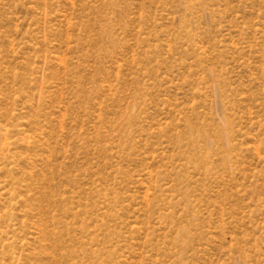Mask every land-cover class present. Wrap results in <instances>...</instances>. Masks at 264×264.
<instances>
[{
  "label": "rangeland",
  "instance_id": "1",
  "mask_svg": "<svg viewBox=\"0 0 264 264\" xmlns=\"http://www.w3.org/2000/svg\"><path fill=\"white\" fill-rule=\"evenodd\" d=\"M0 264H264V0H0Z\"/></svg>",
  "mask_w": 264,
  "mask_h": 264
}]
</instances>
